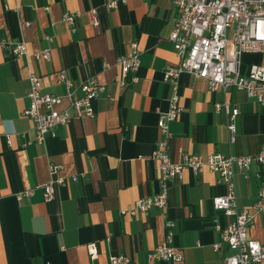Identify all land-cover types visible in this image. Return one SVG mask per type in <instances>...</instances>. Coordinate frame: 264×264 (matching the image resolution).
<instances>
[{
  "label": "crops",
  "instance_id": "crops-1",
  "mask_svg": "<svg viewBox=\"0 0 264 264\" xmlns=\"http://www.w3.org/2000/svg\"><path fill=\"white\" fill-rule=\"evenodd\" d=\"M109 1L0 0V38L24 40L28 48L22 55L0 52V264H111L115 256L129 257L125 264H171L148 259L166 240L165 210L121 209L160 188L153 154L162 137L158 118L173 90L165 70L179 61L169 35L180 10L172 0H118L115 7ZM66 12L76 14L74 24L64 19ZM134 40L140 65L122 85L117 58ZM43 47L51 48L49 60L33 55ZM254 63L264 65V52H245L242 71ZM61 70L76 84L95 77L105 89L94 99V116L74 115L39 143L34 120L23 112L30 103L29 72L40 74L43 91L63 94ZM179 93L182 109L170 122L168 140L173 159L186 151L207 156L254 154L261 148L264 103L236 87L212 90L205 78L187 70L180 75ZM224 99L240 110L234 139L228 115L215 107ZM66 104L65 99L59 107ZM50 163L60 165L64 182L46 201L37 186L51 179ZM258 171L254 163L249 172H236L238 204L252 212L261 186ZM29 187L35 193L18 199L16 193ZM226 191L219 174L208 168H185L180 179L170 180L166 211L176 223L171 244L184 253L179 264H226L232 251L218 226L225 228L233 216L213 205V197ZM249 237L264 243V212L254 216Z\"/></svg>",
  "mask_w": 264,
  "mask_h": 264
},
{
  "label": "built area",
  "instance_id": "built-area-1",
  "mask_svg": "<svg viewBox=\"0 0 264 264\" xmlns=\"http://www.w3.org/2000/svg\"><path fill=\"white\" fill-rule=\"evenodd\" d=\"M179 7V15L175 21L169 39L177 47L179 61L170 64L165 70V80L172 84V94L167 110L160 112L158 126L162 137L153 157L160 169L159 191L152 195L138 197L132 204L122 208V213L136 214L147 212L157 206L164 211L166 240L148 254L149 260H167L171 264H179L184 260L183 251L171 244L174 237L175 221L167 213L169 202L170 180L180 179L185 168L201 172L205 168L219 174V180L227 185V191L213 197L216 209L232 215L225 228L218 226L223 242L232 253L226 258V264H258L264 262V243L249 237V227L258 212H264V143L254 154H224L211 152L207 156L200 153L184 152L178 160L173 159L168 150V140L173 136L170 122L175 120L182 106L180 104L179 78L187 70L194 75L207 80L210 89L227 90L232 87L244 90L248 96L264 103V65L254 63L248 72L241 67L245 52H264V0H172ZM118 0H110L108 6L115 7ZM94 25L100 29V18L97 8L90 10ZM75 13L66 12L64 19L74 24ZM52 39V36H48ZM8 50L11 54L28 53L27 42L24 40H7L0 38V52ZM141 50L138 41L130 42V48L117 58L121 65V84L127 83L128 74L135 72L140 65ZM36 59L49 60L51 48L43 47L33 52ZM65 85L63 94L43 91L41 76L35 71L29 72L30 86L29 105L23 112L29 115L35 124L36 141L44 143L48 135L56 134L60 124H66L74 115L94 116L96 109L94 99L105 89L104 84L92 77L79 84L66 71L59 72ZM133 80H137L134 75ZM111 98H113L111 96ZM67 100L65 107L59 106ZM217 110H224L228 115V127L235 138V118L239 107L233 106L228 99L215 102ZM254 163H258V176L261 186L254 211L240 207L237 200L236 172H249ZM60 165L50 163L51 179L38 184L42 187L44 199L51 201L56 196V185L64 182L59 174ZM75 179L77 176L74 177ZM35 187H29L16 193L18 199L31 197ZM221 243H215L214 249L221 248ZM92 257L97 250L94 243L88 246ZM111 264L129 263L127 256L112 257ZM45 264H52L47 262Z\"/></svg>",
  "mask_w": 264,
  "mask_h": 264
}]
</instances>
